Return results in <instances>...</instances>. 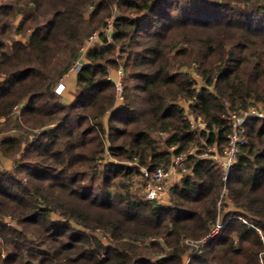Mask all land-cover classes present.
<instances>
[{"label":"trees","instance_id":"trees-1","mask_svg":"<svg viewBox=\"0 0 264 264\" xmlns=\"http://www.w3.org/2000/svg\"><path fill=\"white\" fill-rule=\"evenodd\" d=\"M114 6L113 41L87 52L62 102L57 83ZM192 66L200 89L184 72ZM119 68L120 103L109 79ZM0 77V120L37 130L0 140V159L20 154L0 168V264H261L264 119L248 120L226 182L221 167L189 157L168 203L130 186L139 168L189 149L222 152L227 110L264 111V0H0ZM180 100L204 130H191ZM105 154L119 163L98 168ZM224 186L233 210L203 241L230 205L218 208Z\"/></svg>","mask_w":264,"mask_h":264},{"label":"built area","instance_id":"built-area-1","mask_svg":"<svg viewBox=\"0 0 264 264\" xmlns=\"http://www.w3.org/2000/svg\"><path fill=\"white\" fill-rule=\"evenodd\" d=\"M114 28L113 21L108 22L105 32L107 41H112L113 36L110 35ZM97 39L96 37H90L91 42ZM78 63V62H77ZM82 65L79 63L73 70L75 72L80 71ZM124 78V73L122 70L117 72L114 78L109 77L115 84L117 97L120 101H123V88L122 80ZM65 90L63 83H60L54 92L56 95H61ZM15 111L17 108L15 107ZM195 118V116L193 115ZM222 118L228 123L231 128L230 133L227 135V145L222 152L218 151L216 146L205 147V148H192L188 151L177 154L173 156L171 163L168 166H159L154 171L150 172L146 168L140 169V176L143 179V200L151 202H163L165 196L171 194L172 188L176 183L188 172L187 162L189 157H195L198 159H207L218 165L223 170V181L226 182L228 174L232 166L236 163L238 155L240 153L241 147L246 143V129L247 122L251 119H264V111L259 108L252 106L245 112L235 113L227 110L226 113L222 115ZM196 119V118H195ZM190 120L191 130H204L206 124L201 120L194 123ZM172 150V149H171ZM228 193L227 188L224 186L220 195V200L218 201V208L220 209L223 199ZM170 198V196H169ZM163 204V203H160ZM247 223L246 220H243ZM222 228V223L217 221L211 228L209 234L203 239L205 241L208 238L216 236ZM262 264V263H261Z\"/></svg>","mask_w":264,"mask_h":264},{"label":"rangeland","instance_id":"rangeland-1","mask_svg":"<svg viewBox=\"0 0 264 264\" xmlns=\"http://www.w3.org/2000/svg\"><path fill=\"white\" fill-rule=\"evenodd\" d=\"M116 1V0H115ZM117 14H118V10H117V8L114 6L113 7V9H112V17L110 18V19H108L107 20V23L108 22H112L113 21V23H114V20H115V18H116V16H117ZM89 15H88V13L86 14V17H88ZM106 26H107V24H106ZM106 26L103 28H101V29H99L98 31H95V32H93V33H91L90 35H88L87 36V38L85 39V41H84V44L82 45V47H81V49H80V58H78L77 60H75L70 66H69V68H68V70L63 74V76H62V78H61V80L57 83V85H56V87L60 84V83H63L64 84V86H65V90L63 91V93L59 96L60 97V99L62 100V102H64V103H69V102H71L73 99H74V97H75V93H76V91H75V83H76V75H77V73L79 72V71H77V72H75L74 70H73V68H75L76 66H77V64H81L82 65V67L84 66V64L87 62V60H86V54H87V52L91 49V48H93L94 46H96V45H99V46H102V45H104L105 43H104V41H103V39H102V37L103 38H105L106 37V32H105V29H106ZM113 34H114V28H113V30H112V32L110 33V35H112L113 36ZM96 37L97 36V39H95V40H93L92 42H91V40H90V37ZM107 38V37H106ZM108 40V39H107ZM113 41V40H112ZM112 41H109V43H111ZM78 62V63H77ZM81 67V68H82ZM196 68L194 67V66H192V67H190V68H184V72H186V73H188L189 74V76H190V78H191V81L194 83V87L195 88H197V89H200L201 87H203L205 84H204V82H203V80H202V77H201V75L200 74H198L197 72H196V70H195ZM119 70H122L123 71V69L122 68H119V69H112L111 70V72H110V76L109 77H111V78H114V76H116L117 75V72L119 71ZM123 73H124V71H123ZM124 78H125V76H124ZM3 79H2V77H0V81H2ZM55 87V88H56ZM122 88H123V83H122ZM55 93V92H54ZM116 93H117V91H116ZM68 96H72V98L69 100L68 99ZM117 102L118 103H120L121 101H120V99H118V97H117ZM67 103V104H68ZM179 104L185 109V113H186V116H187V118L188 119H191L194 123H196L197 121H201L200 119H195L194 117H193V114L188 110L189 109V104H190V102H186V101H184V100H180L179 101ZM255 107H257V108H259L261 111H263V109H261L262 107H261V105H256ZM16 112L18 113L19 112V109H17L16 110ZM108 116H106V118H107ZM105 118V119H106ZM18 123L17 122H13V123H11V124H6L5 123V121H4V119L2 118L1 120H0V140H2V138H4V137H9V136H13V135H29V138H32L33 137V135L36 133L35 131H37V130H34V129H27V128H23V129H19V128H17V125ZM50 126H52V124L50 125ZM152 135V137L154 138V139H156L158 142H159V144L161 145V147H163V148H165V140H166V135L165 134H163V133H160V134H157V133H152L151 134ZM245 138H246V136H245ZM24 145V144H23ZM171 150V149H170ZM172 151V150H171ZM19 157H20V154L19 155H17L16 157H13V158H5V157H1V159H0V168H2V169H4V170H8V171H10V170H12V169H14V167H15V164L17 163V161H18V159H19ZM109 162H113V163H119V161H117V160H115V159H113L112 157H110V156H108V154H105V156H103L102 157V159L100 160V162H99V167L98 168H102V166L103 165H105L106 163H109ZM120 163H122V164H125V165H132L131 163H128V164H126L125 162H120ZM140 169L141 168H139V174L132 180V182H131V186H130V191L132 192V193H134V194H136V195H138L139 197H143V195H144V193H143V187H142V184H143V179H142V177L140 176ZM228 190V189H227ZM170 197H171V194L169 195ZM169 196H165L164 197V199L162 200L163 202H159V203H168L169 202V200H170V198H169ZM227 201V204H230L228 207H226V208H222V210H221V212L219 213V215H218V219H217V221H220L221 222V218H222V214L223 213H225V212H229V211H231V210H233L232 208V205H231V200L228 198V193L226 194V196L224 197V199H223V202H222V205H224L223 203L224 202H226ZM221 205V206H222ZM53 217H55L56 218V216L55 215H53ZM6 221H7V223L9 224V225H14V222L10 219V218H7L6 219ZM96 236H100L101 234L99 233V232H95L94 233ZM102 241L103 242H105V243H107V240L105 239V238H103L102 239ZM188 242H190V241H188ZM194 242H192L191 244H193ZM261 263L262 264H264V259H262L261 260Z\"/></svg>","mask_w":264,"mask_h":264},{"label":"crops","instance_id":"crops-1","mask_svg":"<svg viewBox=\"0 0 264 264\" xmlns=\"http://www.w3.org/2000/svg\"><path fill=\"white\" fill-rule=\"evenodd\" d=\"M72 98V96H68V99L70 100ZM71 101V100H70ZM68 103V102H67ZM163 204H165V203H163Z\"/></svg>","mask_w":264,"mask_h":264}]
</instances>
